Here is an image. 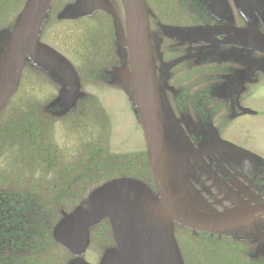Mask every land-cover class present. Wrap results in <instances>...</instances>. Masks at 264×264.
Returning <instances> with one entry per match:
<instances>
[{
    "label": "water",
    "instance_id": "1",
    "mask_svg": "<svg viewBox=\"0 0 264 264\" xmlns=\"http://www.w3.org/2000/svg\"><path fill=\"white\" fill-rule=\"evenodd\" d=\"M53 0H25L9 27L0 29V114L18 88L21 73L29 64L59 84V94L46 108L56 117L75 109L80 79L73 65L52 47L40 41ZM127 33L117 44L128 55V68H113L108 83L122 88L143 131L147 164L154 190L131 177L110 179L90 191L70 212H63L52 229V239L75 258L67 264H89L82 259L90 241V231L102 221L109 222L114 245L105 249L99 264H183L173 235L174 225L192 230L244 233L249 223L264 216V204L250 205L238 198H224L232 206L217 212L190 183L195 170H204V158L245 169L254 160L246 151L216 136L199 137L194 147L171 111L164 95L165 83L157 78L146 27L144 0H121ZM199 1V0H198ZM207 10L227 12V0H200ZM241 11L264 9V0H232ZM112 13L106 0H75L59 11V19H77L97 10ZM116 28L119 26L115 21ZM184 35L212 36V28H187ZM118 34L121 32L118 31ZM250 72L264 68V35L247 31ZM255 52L262 57L254 59ZM258 203L257 201H254ZM0 202V227L13 224ZM19 217V216H18ZM22 227V226H21ZM20 227V228H21ZM19 228V229H20Z\"/></svg>",
    "mask_w": 264,
    "mask_h": 264
},
{
    "label": "flooded vegetation",
    "instance_id": "2",
    "mask_svg": "<svg viewBox=\"0 0 264 264\" xmlns=\"http://www.w3.org/2000/svg\"><path fill=\"white\" fill-rule=\"evenodd\" d=\"M107 2L118 20L120 36L124 35L126 25L123 6L118 0ZM145 2L146 27L156 74L166 78L164 91L167 102L175 116L184 120L182 127L193 145L196 147L199 144V137L209 140L212 131L264 159L263 151L237 143L227 134L231 126L240 120H264V108L250 103L254 94L264 86V73L262 70L255 71L249 81L240 82L251 69L246 32L252 30L264 34V9L244 12L237 9L231 0H227V12L216 10L213 13L206 11L205 3L200 0H163L162 4L167 3L162 6L161 12L166 16V21H163L154 15L149 1ZM95 16H99V28L98 32L92 33V51L88 63L82 68L127 67L126 55L122 49L119 48L121 52L119 51L116 44L118 29H115L113 16L105 11H97L91 17L83 19ZM191 26H209L212 28V36L202 39L201 35H184L187 27ZM252 56L256 58L260 55L254 53ZM79 76L83 82L81 73ZM87 78L86 76L85 79ZM80 103L87 104L86 98H82ZM29 117H20L23 126ZM32 117L36 129L30 138L27 133L23 137L31 140L33 145L23 146L26 147V154L21 156V162L34 169L45 164L50 171L53 170V180L73 183V161L60 165L56 154L49 152L47 145L41 144L40 127L47 123V117L52 118L51 115L46 108L40 106ZM4 122L0 115L2 149L5 148L4 139L9 131L8 124L5 126ZM20 131L25 132V128ZM204 164L206 168L195 170L190 182L211 203L213 209L221 211L230 207L231 204L224 201V198L240 197L250 205L256 204L254 201L264 202V161H246L245 169H238L233 165L220 166L215 157L210 156L204 158ZM82 166V169L88 170V167ZM186 231L195 238L194 244L205 257L200 256L202 260H195L197 256L190 253L187 257L185 254L188 248L179 245L183 264H264V216L256 218L253 224L250 222L249 229L242 234L233 231ZM18 243L15 242L14 245ZM21 244L23 246L16 252L21 264H66L71 259L69 252L54 241L41 243L42 250L28 249L23 242L19 243ZM7 246H10L9 241H0V264H9L11 251ZM223 251L229 255L228 258L221 256ZM99 253L101 256L102 251ZM28 258L32 261L29 262ZM98 259L90 263L95 264Z\"/></svg>",
    "mask_w": 264,
    "mask_h": 264
},
{
    "label": "rangeland",
    "instance_id": "3",
    "mask_svg": "<svg viewBox=\"0 0 264 264\" xmlns=\"http://www.w3.org/2000/svg\"><path fill=\"white\" fill-rule=\"evenodd\" d=\"M24 1L0 0L1 28L12 25ZM72 1H53L51 12L42 28L40 40L62 52L73 63L76 70L80 71L83 78L82 90L97 98L106 117H104L103 111H98L91 102H89L90 104L80 103L78 109H75L73 113L71 112L65 116L55 118L47 117V123L42 128L40 127V137L41 144L47 145L48 151L54 152V155L56 154V159L60 162V165L68 164L71 161H78L85 153L81 164L92 168L99 164L102 165V161L95 158L94 148H96V151L98 149L104 156H107L104 152L106 151L105 145H107L108 150L112 154H139L144 151V141L142 132L135 121L127 98L121 88L96 82V73L90 74L93 68H82L88 63V57L92 51L90 47L91 43L93 46L92 35L98 32L99 16L91 19L60 20L57 15L58 12L67 3ZM148 1L153 8L154 15L158 19L166 21V16L161 11L162 6H166L167 3L162 4L163 0ZM170 13L171 10L169 9ZM86 76L88 77L87 79H85ZM93 77L95 80H93ZM58 89L59 84L55 83L49 75L27 64L21 75L19 89L15 97L9 101L2 114L5 120L4 125L6 126L12 120L20 117L28 118L32 116L37 108L47 104L57 95ZM250 103L264 108V86L254 94L250 99ZM227 134L237 143L264 152V120L262 119H248V121L240 120L239 122H235ZM28 145H33L32 141L22 137L16 141H12L11 144L5 142L4 149L0 146V174H3L1 177L3 182L8 181V177L14 178L18 176H22L27 181L25 185L33 184L34 180L47 178L49 181L50 178L51 180L54 179L52 177H55V175L51 172L53 170L51 169L50 171L45 164L34 169L28 168L21 162V156L23 153L26 154V147L23 146ZM86 152L91 153L86 155ZM136 169L131 171H136ZM102 173L103 170L94 174L95 177L91 181L78 179L77 183L82 184L79 189H83L82 194L87 193L93 186L104 180L100 176ZM110 173L114 172L111 171ZM18 179L22 182V178ZM71 192L73 198L72 188L69 194ZM66 201V207H68L67 205L70 204L71 199L67 197ZM186 230L190 229L185 227L176 228L175 236L179 245L182 248H188V252L185 254L187 257L192 254L193 256H197L195 260H202L200 256H205L194 244L195 238L188 235ZM99 237L102 238L103 236L99 235ZM102 241L100 239L96 240V242ZM219 252L221 253V251ZM222 253L221 256L228 258L229 255H226L225 251ZM99 256V250L94 245H90L85 254L86 260L91 262L97 261Z\"/></svg>",
    "mask_w": 264,
    "mask_h": 264
},
{
    "label": "trees",
    "instance_id": "4",
    "mask_svg": "<svg viewBox=\"0 0 264 264\" xmlns=\"http://www.w3.org/2000/svg\"><path fill=\"white\" fill-rule=\"evenodd\" d=\"M25 124L26 125L23 126L20 120L15 121L14 124L9 127V131L4 139V142L11 144L12 141L20 139L22 137L20 133L22 128H25L27 137L30 138L29 136L33 134L31 131L33 132V130L36 129L34 118L32 117L31 119L25 121ZM104 161L105 163L101 169L120 167L121 174L127 173L130 176H135L146 182L150 179L149 170L144 156L131 159H112L105 157ZM134 169H136V171H131ZM83 170L85 171L84 173L76 174V172L80 171V169L73 168L75 173L73 178L75 198L78 195L77 190L82 186V184L77 183L79 181L78 179L81 178V180L85 179L86 181H91L93 179L90 176L88 177V173L86 172L89 171V173H92V168H89L88 170H85L84 168ZM19 183L20 182L12 179V181L7 182L6 185L14 187V185L17 186ZM65 186L66 185L63 187ZM56 188H54V185L47 187L32 185L31 189L25 188L21 192H10L8 207L14 210V212L11 211L10 213L11 217L14 216L13 224L21 223L19 227H22L20 228L18 235L21 240H24L27 244L29 243L27 247L31 248L35 246L36 250H42V246L39 245V243L51 240L50 229L54 222L58 219V214L62 209V205L66 203L61 200L63 198H61L60 194L56 192ZM75 202L76 201L73 199L72 203L74 204ZM99 235H102L103 237L100 238ZM98 239L103 240L100 242V245L104 247L111 241L109 228L105 222L94 228L92 232L91 240L96 241ZM19 248H21V246H19ZM28 261L30 262L32 260L28 258Z\"/></svg>",
    "mask_w": 264,
    "mask_h": 264
},
{
    "label": "bare ground",
    "instance_id": "5",
    "mask_svg": "<svg viewBox=\"0 0 264 264\" xmlns=\"http://www.w3.org/2000/svg\"><path fill=\"white\" fill-rule=\"evenodd\" d=\"M155 71H156V69H155Z\"/></svg>",
    "mask_w": 264,
    "mask_h": 264
}]
</instances>
